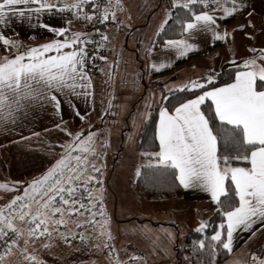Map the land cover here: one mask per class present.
Listing matches in <instances>:
<instances>
[{
    "label": "snow or ice",
    "instance_id": "1",
    "mask_svg": "<svg viewBox=\"0 0 264 264\" xmlns=\"http://www.w3.org/2000/svg\"><path fill=\"white\" fill-rule=\"evenodd\" d=\"M210 2L217 3L219 0H184L176 6L191 10L190 6ZM33 4L39 6L29 8V12L55 9L59 12L75 11L79 19L88 21L97 19L105 22L110 19L107 8L99 16L95 11L92 14L84 11V6L90 4L98 8V0H75L71 5L65 4L64 0H59V5L53 0H0V24L6 22L9 14L25 17V11L17 6ZM232 4L233 7L223 9L226 15L230 16L238 10L237 0H232ZM111 18L114 19V13ZM167 22L166 18L159 31L163 30ZM215 24L214 15L201 11L190 18L183 30L191 32L199 28L212 31L217 40L224 39L215 32ZM41 26L57 36H65L66 29ZM81 36V33H75L71 39L56 40L25 50L0 35L3 46L11 43L18 47L17 53L0 60V127L14 112L25 108L24 101L47 102L59 109L62 102L59 97L62 94L71 92L79 95L77 88L91 86V78L86 71L89 56L85 50L89 41L81 39ZM103 39L107 40L108 37L103 36ZM167 43L180 57L195 50V46L186 39ZM251 51L254 55L242 61L244 70L236 72L234 82L209 88L216 79L215 74L209 73L202 79L190 80L175 89L194 93L198 89L206 90L181 102L174 111L160 109L156 133L159 151L147 154L150 167L153 166L151 161H155L157 168L174 170L172 174L179 185L185 189L198 188L222 206L226 223L219 226L222 231L211 236L215 242L214 254L217 251L224 255L232 254L240 233H249L251 236L264 228V66H256L257 57L264 58V50ZM153 68L159 71L156 65ZM206 101H211L214 106L211 116L201 110ZM213 120L218 123H213ZM81 136L83 133L78 134L73 143L62 146L66 150L56 164L30 182L22 194L16 189L18 194L15 198L6 209H0V261L10 254L12 246L22 235L14 223L17 219L29 226L28 235L33 239L51 237L55 231L65 242H69V238L59 230L66 227L71 218L84 215L85 223H95L90 217L94 218L97 214L93 209L101 202L102 196L94 195L93 187L89 186L100 185L98 191H102V180L96 175H89L88 169L93 173H101V168L89 160L90 155L96 154L94 137L89 134L81 140ZM136 174L141 175L139 169ZM0 189L12 190L14 186L10 188L7 184H0ZM233 191L239 199L235 207L231 202ZM222 197L225 199L222 200ZM76 227L83 228L84 223H77ZM206 227L201 224L196 231L202 232ZM105 234L110 241L111 233H101ZM78 235L81 240L85 239L82 233ZM109 246L105 244V247ZM44 247L51 245L45 244ZM199 248L204 249L205 244L201 242ZM30 259L35 260V257ZM260 264H264V261H260Z\"/></svg>",
    "mask_w": 264,
    "mask_h": 264
},
{
    "label": "rangeland",
    "instance_id": "2",
    "mask_svg": "<svg viewBox=\"0 0 264 264\" xmlns=\"http://www.w3.org/2000/svg\"><path fill=\"white\" fill-rule=\"evenodd\" d=\"M170 1L174 5L184 2V0ZM167 2L168 0H156L155 3L154 0L144 1L137 7V11H141L135 17L137 24L133 23V16L126 15L124 21L123 17L112 18V22L107 23L105 28L98 29L97 36L103 57L107 56V47L110 49V56L98 77L94 78V112L91 115L85 117L77 127L64 122L60 128L45 134L40 140L39 137L37 140L30 138L27 143L17 146L23 150L27 149L29 168L25 167L24 159L14 161L22 164L23 167L13 170L11 175H5L4 162L0 161V184H7L10 188L14 186L12 190L0 189V209H6L18 194L16 189L22 194V188H26L30 182L44 175L56 164L66 150L62 146L73 143L80 133H83L81 140L91 134L94 137L96 154L90 155L89 160L101 168L99 178L102 180V191H98L100 185L89 186L93 187L94 195L102 196L101 202L93 209L97 214L94 218L90 217L95 223H85L84 215L71 218L66 227L59 230L68 236L69 242H65L55 231L52 232L51 237L33 239L28 235L29 226L17 219L14 223L21 230L22 235L0 264H41V262L42 264H176L178 261L175 256L161 254L152 249V235L156 234L152 222L164 223L163 220L173 215L181 224L189 221L197 222L199 225L196 229L201 224L209 226L206 206L201 207V210L198 208L192 217H183L182 210L186 206L178 197L148 198L131 188L138 167L148 163L135 149V136L147 114V106L153 105L161 92V89L155 88L156 84L150 83L154 76L149 69L145 70L144 60L136 58L134 43L139 34L138 41L144 47L148 44V40L155 32L154 25L144 24L145 16L147 17V13L150 12L148 9L159 6L158 11H164L165 7L168 8ZM213 4L210 2L207 5L213 6ZM141 8L145 9L141 10ZM142 11L146 12V15L142 16ZM251 18L249 16V19ZM130 19L132 20L129 22ZM160 19L161 17L157 15V20ZM260 23H253L252 27L261 28ZM159 28L160 25L157 26V29ZM230 34L232 40L226 48L202 59L201 57L192 59L184 67L186 71L164 84V90H175L190 80L202 79L209 73L215 74L217 81L225 77L221 72L225 68L243 67L242 61L254 55L252 49L264 50L262 30L237 32L231 28ZM103 36H107L108 39H103ZM236 53H239V61H236ZM141 55L139 58L143 57ZM256 66H262L259 59L256 60ZM109 95L116 100V110L112 111V119L110 117L101 119L111 99ZM123 139L125 143L122 148ZM16 173L24 175H16ZM88 174L97 176V173H93L91 169H88ZM77 223H84V227L77 228ZM106 231L111 233L110 241L106 234L101 235ZM80 233L85 237L84 240L80 239L78 235ZM106 243L110 246L105 247ZM45 244L51 247L45 248ZM161 244L165 252L171 250L164 243ZM256 254L255 258L251 257L252 260L248 264H260V261H264V252L256 251ZM30 257H35V260ZM221 264H241V261L232 257Z\"/></svg>",
    "mask_w": 264,
    "mask_h": 264
},
{
    "label": "crops",
    "instance_id": "3",
    "mask_svg": "<svg viewBox=\"0 0 264 264\" xmlns=\"http://www.w3.org/2000/svg\"><path fill=\"white\" fill-rule=\"evenodd\" d=\"M144 1L146 0H119V2H117V0H110L107 4V9L110 14L108 23L112 22L111 14L114 13L115 19L123 17V21L126 15H128V17L133 16V23L137 24L135 19L139 13L137 7L144 3ZM155 1L156 0H154V3ZM53 2H56L59 5V0H53ZM74 2L75 0H64V3L67 5H71ZM38 6L39 5L36 4L17 6L25 11L26 16L22 18L18 15L9 14L6 22L0 24V35L8 39L10 42L14 41L17 46H22L26 50L56 40L63 41L65 38L71 39L75 33H81V39H86L92 34V28L86 29L83 24L78 23L75 11L59 12L55 9L51 11L43 10L41 12L28 11L29 8L35 9ZM231 7H233L232 0H219V2L214 3L213 6L205 10L214 15L216 24L213 28L215 32L223 36L224 39L217 40L214 38L212 31L201 30L199 28L191 30V32L184 31L179 38L167 40L161 47L149 52L148 65L150 73L154 74L164 71L158 77L162 79L165 84L172 79H169L171 76L174 78L179 73L186 71L184 67L187 66L192 59L200 57L202 59V57H207L213 52L226 48V45L231 43L232 40L230 34L231 28L237 32H251L255 30L264 31V0H237L236 7L238 10L233 12L230 16L226 15L223 9ZM158 8L159 6L153 9L149 8L148 11L150 12H148L147 19L144 22V24L147 25H154V31L157 29L158 25H162L163 21L168 18L170 14L167 7L161 12L158 11ZM157 15L161 17L159 21L157 20ZM249 16L252 18L249 19ZM131 20L132 19H130L129 22ZM69 21H71V23H69ZM255 22L257 24L261 22V28L258 27L255 29L252 27L253 23L256 24ZM41 25H49L50 27L57 29H66L65 36H57L54 32L49 31L48 28L42 27ZM185 39L189 44L195 46V50L189 52L187 56L180 57L174 48L168 46L167 42ZM5 47H7V51H5ZM85 47H87V45ZM17 51L18 47L13 46L11 43L8 46H3L2 41H0V60L6 56H12L17 53ZM65 51H71V49H65ZM87 53L89 59L86 62V71L91 78L90 87L77 88L76 91L80 93L79 95H74L71 92L67 95L62 94L59 97L62 101L59 109H56L53 105L48 104L47 102L24 101V104L26 105L25 108L14 112L12 117H8L7 120L3 122L2 127H0V161L4 162V170L6 169V172H4L5 175H11L13 170L23 167L22 164L14 163V161L24 159L26 161L25 167L29 168L30 166L27 162L29 159L27 149L23 150L17 146H22L23 143H27L26 141L30 138L37 140L39 137L40 140L45 134L51 133L55 129L60 128L64 122H68L73 127H77L83 122L85 117L94 112V78L98 77L101 68H103L104 64L106 65L109 59L108 57L110 56V49L107 47L106 58L103 57V54L100 56L95 51ZM101 57H103V59ZM235 57L238 59H236V61H239V53H236ZM258 59L262 66H264V58L258 57L257 60ZM153 65H156L157 68H159V71L154 69ZM161 65L169 66L160 67ZM240 70H244V68L242 67L238 71ZM234 79L235 75L233 80L229 83L234 82ZM226 84H221L215 87H222ZM212 107L214 110L213 105ZM158 126L159 113L156 124V133ZM157 142L159 145L158 139ZM19 174L24 175L16 173V175ZM24 189L22 188V191ZM181 189L182 194L178 198L182 204L186 206L185 209L182 210L183 217H192V215H195L198 211V208L201 210L200 208L203 206H206V216H209L210 210H208L207 205L212 202V200L208 193L198 188L185 189L181 186ZM163 221L165 223H175L178 231H180V235H183L188 231H194L197 228V225H199L197 222L194 223L191 221L181 224L173 215ZM224 221L226 223V218H224ZM256 251L264 252V228L251 236L249 233H240L235 240L234 250L229 258L236 257L237 260L241 261V264H248L249 261L252 260L251 257L254 258L257 255Z\"/></svg>",
    "mask_w": 264,
    "mask_h": 264
},
{
    "label": "trees",
    "instance_id": "4",
    "mask_svg": "<svg viewBox=\"0 0 264 264\" xmlns=\"http://www.w3.org/2000/svg\"><path fill=\"white\" fill-rule=\"evenodd\" d=\"M167 3L170 14L167 18V24L163 25V30L159 31L160 28L156 29L145 47L140 41H138L139 34L136 36V38L138 39L134 43L136 47L135 55L136 58L138 57L137 59L144 60V67L146 71H148L149 69L147 63L148 54L151 50L158 49L167 40L177 39L182 36V34L184 33L183 27L190 21V18H193L194 15L211 7L207 4H198L190 6L191 10H189L188 8H183L172 4L170 0H168ZM170 4L172 5L171 7ZM143 9L145 8H141V10ZM84 11L90 14V5L84 6ZM140 12L141 11H139V13ZM142 12V16L146 15V12ZM76 18L78 23L83 24L86 29L92 28L91 22L88 20L79 19L77 13ZM145 19H147L146 16ZM107 23L108 21H105L102 25L99 26V28H105ZM158 31L159 34H157ZM140 55L143 57L139 58ZM240 68L242 67L225 68L221 71L222 74H225V77H222L221 79L215 81L214 85H209L208 87L219 86L221 84L231 82L236 71H238ZM163 72L164 71L153 74L154 77L152 78L150 83L156 84L155 88L161 89V92L158 94V98L155 100L154 104H149L147 106V114L142 120L135 136V149L137 153L140 154V156L148 163L142 164L138 167L141 175L137 176L136 174L135 178L131 182V188L134 192H137L140 195L148 198L174 196L179 197L182 194L181 186L179 185L178 180L172 174L174 170L157 168L155 167V161H151V164L153 166H149L150 157L147 154L156 153L159 150V145L156 139V124L158 120L159 110L161 108H167L170 112L174 111V108L181 102H185L188 99H191L196 94L204 90L198 89L195 93L190 91H165L164 82L158 77ZM171 78L173 77L171 76L169 79ZM109 97L111 98V95H109ZM165 97H167V99H165ZM115 110L116 100L114 98H111L101 119H105L108 117L112 119V111ZM201 110L209 116L213 115L214 113L210 101H206L205 104L201 106ZM213 123H218V121L213 120ZM124 143L125 140L123 139L121 141L122 148L124 146ZM97 176L99 177V173H97ZM229 186L231 187L230 182ZM221 199L223 200L225 198L222 197ZM231 202L234 207L238 206L239 200L238 197L234 195V191L231 194ZM207 207L208 210H210V214L208 216L209 226L206 227L202 232H197L196 230H194L180 235V231H178L176 224L173 222H152V227L156 232L155 236L152 235L153 238L151 239L152 249L159 251L161 254H169L171 255V257L175 256L178 261L176 262V264H221L228 260L230 254L224 255L221 251H217L215 254L213 253L215 242L211 240V236L214 235L215 232L222 231L219 226L222 223H225V217L223 214L224 209L221 205H218L213 201L208 203ZM161 242L167 245V247L171 250H167V252H165L164 246L161 244ZM201 242L205 244L204 249L199 248ZM171 252L174 254H172Z\"/></svg>",
    "mask_w": 264,
    "mask_h": 264
},
{
    "label": "built area",
    "instance_id": "5",
    "mask_svg": "<svg viewBox=\"0 0 264 264\" xmlns=\"http://www.w3.org/2000/svg\"><path fill=\"white\" fill-rule=\"evenodd\" d=\"M108 2L109 0H98V4H99L98 8L95 4H90L91 7L90 14H92V12L95 11L97 16L101 15L104 9L107 8ZM90 22L94 29L92 31V34L86 38L89 41V43L87 44V47H85V50L86 52L95 51L96 53H98V55L101 56L103 54V51L100 48V43L97 35L99 34L98 32L99 26L102 25L104 22H99L97 19H93ZM1 253H2V249H0V254Z\"/></svg>",
    "mask_w": 264,
    "mask_h": 264
}]
</instances>
